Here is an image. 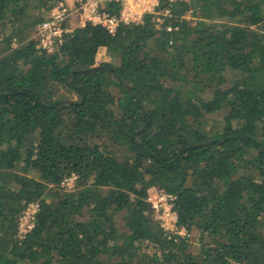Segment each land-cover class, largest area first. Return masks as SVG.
Listing matches in <instances>:
<instances>
[{
  "label": "trees",
  "instance_id": "16d2710c",
  "mask_svg": "<svg viewBox=\"0 0 264 264\" xmlns=\"http://www.w3.org/2000/svg\"><path fill=\"white\" fill-rule=\"evenodd\" d=\"M58 1L0 0V264H264V0H180L48 53L31 35Z\"/></svg>",
  "mask_w": 264,
  "mask_h": 264
},
{
  "label": "built area",
  "instance_id": "2783aa9c",
  "mask_svg": "<svg viewBox=\"0 0 264 264\" xmlns=\"http://www.w3.org/2000/svg\"><path fill=\"white\" fill-rule=\"evenodd\" d=\"M161 0H59L47 11L43 20L35 26L33 38L37 40L42 50L50 53L56 50L64 41L65 37L71 34L75 28L83 27L86 24L100 25L108 33L114 34L120 23L138 24L146 15H153L155 23H162L163 18L170 14L168 3L180 0H166L167 6L159 9ZM113 4L114 8L109 9ZM159 27V26H157ZM171 30V25L166 27ZM98 58L96 62H98ZM75 176L64 180L63 183H70L73 186ZM154 219L159 223L164 232L168 234H185L184 228L177 226V213L174 209L175 196L172 193L159 191L149 196ZM25 215H28L30 208L37 204H29ZM34 210V211H35ZM33 224L25 229L27 233ZM23 231V230H22ZM21 231V232H22ZM23 233V232H22Z\"/></svg>",
  "mask_w": 264,
  "mask_h": 264
},
{
  "label": "rangeland",
  "instance_id": "374dc122",
  "mask_svg": "<svg viewBox=\"0 0 264 264\" xmlns=\"http://www.w3.org/2000/svg\"><path fill=\"white\" fill-rule=\"evenodd\" d=\"M185 1H190V0H185ZM192 11H193V9L192 8H189L187 10V12L185 13V17L191 19L193 17L192 16ZM31 36H33V34ZM16 44H17L16 43V40H14L13 45H16ZM97 58L99 60L98 62H101V61L108 62V61L111 60L110 57L108 56L107 52H106V49H103V48H99V50L97 52V55H96V59ZM62 186H64L65 188H68V189L72 187L70 185V183H68V184L62 183ZM155 191H157V190H155L154 188L151 189L150 190V196H152L155 193ZM33 204L35 205L36 203H33ZM28 206H30V205H28ZM34 210H35V207H31L28 215H25L26 209L21 214V216L19 218V222H18V236L19 237H23L24 234H25L24 233L25 229H28V226L33 223L34 214L37 211V210H35V211Z\"/></svg>",
  "mask_w": 264,
  "mask_h": 264
},
{
  "label": "crops",
  "instance_id": "0c3cea01",
  "mask_svg": "<svg viewBox=\"0 0 264 264\" xmlns=\"http://www.w3.org/2000/svg\"><path fill=\"white\" fill-rule=\"evenodd\" d=\"M101 48L105 49V47H101ZM97 63H98V62H97Z\"/></svg>",
  "mask_w": 264,
  "mask_h": 264
}]
</instances>
